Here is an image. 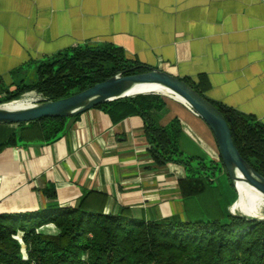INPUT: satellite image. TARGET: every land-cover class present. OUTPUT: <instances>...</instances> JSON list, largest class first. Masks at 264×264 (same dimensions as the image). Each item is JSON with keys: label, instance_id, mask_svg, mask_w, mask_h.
I'll return each mask as SVG.
<instances>
[{"label": "crops", "instance_id": "obj_1", "mask_svg": "<svg viewBox=\"0 0 264 264\" xmlns=\"http://www.w3.org/2000/svg\"><path fill=\"white\" fill-rule=\"evenodd\" d=\"M78 46L120 48L140 66L190 80L212 103L264 124V0H0V96L31 83L39 63ZM173 101L152 111V119L165 126L177 118L180 150L185 136L215 160L209 128ZM143 130L139 116L116 122L95 108L68 118L50 142H22L17 125H0V214L74 207L95 191L106 196L105 214L127 208L136 220L184 221L196 210L181 196L185 170L156 166ZM48 187L53 199L43 193ZM215 187L217 198L203 196V203L228 210ZM36 232L58 229L47 224Z\"/></svg>", "mask_w": 264, "mask_h": 264}, {"label": "trees", "instance_id": "obj_2", "mask_svg": "<svg viewBox=\"0 0 264 264\" xmlns=\"http://www.w3.org/2000/svg\"><path fill=\"white\" fill-rule=\"evenodd\" d=\"M146 71L120 48L78 46L39 63L35 79L12 92H3L0 103L19 99L30 91L44 101H55L117 74ZM183 81L205 97L190 80ZM166 103L156 94L137 95L95 109L104 110L116 122L129 116L143 119L151 160L158 167L174 163L184 168L186 176L179 181V188L184 201H195V212L187 213L184 221L136 220L127 208L105 214L106 196L88 191L74 207H53L24 216L0 214V264H264V220L248 221L232 216L217 202L203 203V196L214 201L219 195L213 178L218 171L225 173L224 167L219 157L212 160L183 155L179 120L174 118L159 126L151 117L152 111L162 110ZM212 104L228 118L233 143L242 158L264 176V124L253 116ZM67 120L46 117L19 124V140L50 142L62 133ZM14 142L12 137L8 143ZM43 193L55 197L53 187ZM47 224H53L58 234L36 232ZM19 233L26 259L21 256Z\"/></svg>", "mask_w": 264, "mask_h": 264}, {"label": "water", "instance_id": "obj_3", "mask_svg": "<svg viewBox=\"0 0 264 264\" xmlns=\"http://www.w3.org/2000/svg\"><path fill=\"white\" fill-rule=\"evenodd\" d=\"M146 70L132 75L117 74L69 97L55 101H33L30 106L21 109H7L4 106L8 103L0 104V125L26 124L46 117L70 118L101 104L137 95L164 96L153 90H136L141 85L160 86L180 96L185 101V106L209 128L217 146L218 157L235 190L236 181L242 180L264 196V176L257 173L240 155L233 143V132L228 125V118L183 80L156 68L146 67ZM237 200L228 208L229 214L248 221L264 220V217H248L233 212L231 207Z\"/></svg>", "mask_w": 264, "mask_h": 264}, {"label": "bare ground", "instance_id": "obj_4", "mask_svg": "<svg viewBox=\"0 0 264 264\" xmlns=\"http://www.w3.org/2000/svg\"><path fill=\"white\" fill-rule=\"evenodd\" d=\"M136 90H141V91L153 90L185 105V101L180 96L171 92L167 88H163L156 85H141L137 87ZM32 103H33V96L31 94H26L18 101L17 100L16 102L12 101L8 103L10 105L6 104V106L4 107L12 110L21 109L30 106ZM236 191L238 194V200H237L236 209L234 208L235 204L233 205V207H231V210L233 212L237 214H243L248 217H258V218L264 217V213H262L264 212V196H262L260 193H258L256 190L251 188L248 184H246L242 180L236 181Z\"/></svg>", "mask_w": 264, "mask_h": 264}, {"label": "rangeland", "instance_id": "obj_5", "mask_svg": "<svg viewBox=\"0 0 264 264\" xmlns=\"http://www.w3.org/2000/svg\"><path fill=\"white\" fill-rule=\"evenodd\" d=\"M31 78H28L27 82L32 81L33 79H31ZM26 94H31L33 96V101H37V100H41L42 99L41 95L37 94L35 91L26 92V93L22 94L19 99H21L22 97H24ZM159 96H161L166 102H169V101H172L173 100L172 98H170L168 96H162V95H159ZM19 99H16V100L18 101ZM16 100L2 102L0 104L9 103V102H12V101H15L16 102ZM176 102H178V101H176ZM8 105H10V104H8ZM181 148L183 150L182 153H184L183 154L184 156L187 155L188 153H191V154L192 153H195V156L196 157H203V156H201V155L204 154L203 153V150L200 149L197 145H195L192 141H190L189 138H186L185 136L183 137V140L181 142ZM185 148H187L188 150L185 149ZM215 154H216V152H215ZM207 159H209V158H207ZM214 159L215 160H218L217 155H215V158ZM213 184H215V186H218L220 188V190L223 191V193L225 195V201H227V203L229 202V204L225 205V207H228V206L230 207L237 200V198H238L237 191L235 190V188H234L233 185L232 186L230 185V183L228 181V178H227L226 174L224 173V171H221V172L218 171V172L215 173V176L213 178ZM239 199H240V197H239ZM236 205H237V202L235 203V206H234L235 209H236ZM262 213H264V212H262Z\"/></svg>", "mask_w": 264, "mask_h": 264}]
</instances>
